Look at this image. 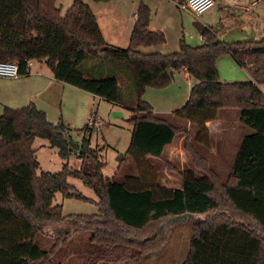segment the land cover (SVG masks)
I'll return each instance as SVG.
<instances>
[{
	"label": "trees",
	"instance_id": "obj_1",
	"mask_svg": "<svg viewBox=\"0 0 264 264\" xmlns=\"http://www.w3.org/2000/svg\"><path fill=\"white\" fill-rule=\"evenodd\" d=\"M107 2L110 0H92ZM179 3L181 0H173ZM264 1V0H263ZM151 11L140 1L125 48L105 42L90 7L73 0L62 15L56 0H0V62H16L20 75L28 74L29 61L43 62L53 78L93 94L131 112L129 146L119 158L120 168L134 165L137 175L122 180L102 173V148H92L86 134L92 128L71 130L62 120L50 122L33 104L4 108L0 116V264H62L60 248L73 232L64 230L49 250L34 238L42 227L71 222L74 232L90 238L83 264H137L163 251L173 219L188 214L205 218L193 224L188 252L182 264H264V37L224 43L218 27H200L201 45L183 38L178 51L143 53L140 48L163 45L165 35L148 29ZM230 56L250 76L244 83H221L216 60ZM104 58L91 77L79 69L86 61ZM116 67L126 63L134 85L133 103L125 100ZM170 72H184L196 83L183 107L173 112L178 120L196 128L195 142L207 144L206 123L219 111L238 110L241 125L251 130L238 149L226 182L222 183L207 158L188 142L187 126L178 127L152 113L141 100L146 88L169 86ZM71 132L82 134L75 154L80 167L66 163L58 172H40L32 145L45 140L68 160ZM193 170L182 172L181 187L169 189L158 181L154 162L165 160L177 136ZM78 179L95 194L97 215L63 216L53 204L56 193L88 202L67 179Z\"/></svg>",
	"mask_w": 264,
	"mask_h": 264
},
{
	"label": "rangeland",
	"instance_id": "obj_2",
	"mask_svg": "<svg viewBox=\"0 0 264 264\" xmlns=\"http://www.w3.org/2000/svg\"><path fill=\"white\" fill-rule=\"evenodd\" d=\"M81 1L84 2V0ZM133 1L134 3L137 1V7L140 1H142L143 4L145 3L143 0ZM146 1L150 4L152 12L156 13V22L159 24V27L165 31L166 42L158 47L140 48V51L143 53H151L153 51H161L163 53L176 52L178 51V42L181 38H183L189 46H200L201 38L199 31L200 27L203 26L202 23H205V21L211 23L212 27H218V38L224 32H229V34H234L235 36L236 33H232V29L236 28L244 31V34L240 35V37L248 36L247 33L251 32V30L264 31L263 0L259 3L261 6L259 11L256 10L255 13H244L241 9L230 8V11L234 14L232 17H228L226 13L224 14L221 11L226 6L219 1H216L211 9L198 17L190 15L178 8V6L176 7V5L172 3L173 0ZM72 2L73 0L56 1L57 5L60 6L62 15ZM112 2H116L117 5L113 8V12L107 14L105 17L114 15L117 21H120V25L127 29V26L129 27L133 24V13L136 12V9L133 10L134 12L130 11L132 0H113ZM229 2L234 5H248L251 0H229ZM98 14L100 15L101 12L98 11ZM244 16L245 19L240 18ZM124 33L125 32L122 31V36ZM226 37H228V35ZM231 41L235 42L236 40L233 38V40H230L227 43H231ZM122 42L123 41H121L120 38L117 43ZM100 60L105 62L104 58H101ZM115 64L116 63L107 64V67L118 69L119 77L122 81V90L125 94V100L128 101V103H133L135 99L134 85L130 79L128 65L122 63L123 65L116 67ZM216 67L218 70V76L221 80L226 79L230 81L234 79V75L227 63V59H225L223 55L222 57L220 56L217 58ZM195 83L196 81L193 78L184 77L183 72H176L170 86L161 88L163 90L146 88L141 100L153 105L158 111H169L170 114L162 115L163 118L170 121L175 126L186 127L188 123L175 118L173 112L180 109L185 104L190 89ZM121 108L122 109L108 106V108L97 109V115L98 117H101L103 121L98 128L92 129L93 138L91 142L92 148H102L100 154L105 164L102 170L103 175L109 179L115 178L117 180H122L127 176L137 175L134 165L130 164L124 167L122 166L121 168L119 165L120 156L125 154L129 146L132 129L131 123L129 122L131 112L124 107ZM219 113L220 116L224 118L225 122H223L222 125L218 122L217 125L210 130V133L208 132L209 141L205 145L199 143L198 146L196 145V128L193 125H189L187 128L189 129L190 134L188 142L197 146V150L207 158L209 167L217 174L220 182L224 183L226 182L233 165H230L229 167L227 160L226 162L223 161L221 155H219V148H226V157L230 158L233 153H237L239 145L243 139V134L236 124L237 115L239 114L238 110L225 109L219 111ZM120 114H123L124 117L122 118ZM108 125H110L111 128L108 127ZM239 125L242 130L247 129L246 126ZM222 128L232 129V131H230L232 136L231 134L227 136ZM184 141L185 139H183V136L179 134L174 144L171 146V150L170 147L167 149L165 160L154 162L158 181L162 187L169 189L180 188L182 181L179 174L187 170H193L197 178L203 177L202 172L194 170L190 158L185 154L183 150ZM32 148L35 150V155L39 162V173L58 172L61 170L64 163H67L68 166L72 168L77 169L79 167L80 160L75 155L78 151L74 153L75 150H72L69 159L62 160L58 156L56 149L50 147L45 140L39 138H35ZM67 182L76 189L77 193H80L89 199V201L83 202L73 198H64L61 194L56 193L53 204H59L62 206L63 216L97 215L98 208L95 203H93L97 201V198L92 190L86 187L78 179L68 178ZM204 218L205 216L203 214H188L173 219L174 226L168 235L163 251L159 254L146 257L140 264H182L188 252L192 226L194 223L201 221ZM75 227L77 226H74L69 221H66L63 224H50L43 226L42 231L34 238L33 242L42 250H49L56 240V231L59 230V228L73 232ZM89 238L90 234L87 232H73V235L68 237L67 241L61 246L59 258L57 257L54 261L56 263H65L63 260L71 251V253L76 256L70 258L65 264H82L83 260H79V256H81L82 259L83 255H86Z\"/></svg>",
	"mask_w": 264,
	"mask_h": 264
},
{
	"label": "crops",
	"instance_id": "obj_3",
	"mask_svg": "<svg viewBox=\"0 0 264 264\" xmlns=\"http://www.w3.org/2000/svg\"><path fill=\"white\" fill-rule=\"evenodd\" d=\"M112 1L113 0L96 3L93 2L92 0H84V2L90 7L93 14L95 15L98 27L101 31V34L105 42L112 46L125 48L128 46L129 36L135 18L132 19L133 24H131L129 27L127 26L126 29L124 26L120 25V21H117L114 15H110V17H105L107 14H111L113 12V8L115 7V5H117L116 2H112ZM143 1L145 2L144 4L148 6V8L151 11L148 29L152 32L160 31L164 34L165 33L164 29L159 27V24L156 22V13L152 12L150 4L146 0ZM216 1L222 2L223 5L226 6L221 11L224 14L226 13L228 17L234 16L232 11H230L231 9H241V11H243L244 13L247 12L255 13L256 10L259 11L261 7L259 3L262 2V0H251V2L248 5H234L230 3L229 0H214V5ZM136 2L134 3V1L132 0L130 11H133L135 9L137 11L138 7ZM172 3L175 4L177 7V2L172 1ZM57 6L60 8L59 5ZM98 11L101 12L100 15L98 14ZM135 14L136 12L133 13L134 16ZM240 18L245 19V16ZM202 25L204 27L212 26V24L208 23L207 21H205V23H202ZM232 30H233L232 33H236L235 36L234 34H229V32H224L222 35H220L219 40L224 43L233 40V38L236 41H245V40L258 41L264 37L263 30L260 31L251 30V32L247 33L248 36L246 37H240V35L244 34V31H242V29L236 28ZM122 31L125 32L123 36H122ZM227 35L228 37H226ZM217 37H218V33H217ZM120 38L121 41L123 42L117 43ZM242 38H248V39H242ZM151 53L169 54V53H163L161 51L158 52L153 51ZM223 57L227 59V63L232 70V74L234 75L233 77L234 79L230 81L226 79L221 80L219 77V81L221 83H244L251 81L249 74L243 68H241L230 56L223 55ZM100 61H101L100 59L86 61L82 66L79 67L78 70L82 72L84 77L90 78L92 76L91 72L93 68H95V66L98 65ZM183 75L186 78H191L184 72ZM260 89L264 93V86H261ZM30 104H33L36 108L43 111L45 113L46 118L50 122L57 123L59 120H62L71 130H81L85 127H89L92 129L98 128L102 124L103 119L101 117H98L97 109L99 110L100 108H108V106L116 107L119 109H122L121 107H123L115 103L107 102L104 99L97 97L93 94H90L76 87L55 80L51 75L50 70L45 65V63L35 62V61L29 67L28 74L26 75H19L17 78H12V79L0 78V116L2 115L4 108L19 109L26 107ZM150 106L152 108V113L155 115L162 116L165 114H170L169 111H158L155 107H153V105L150 104ZM120 115L122 118L124 117L123 114ZM218 122H220V125H222L223 122H225L224 118L220 116V113L215 121L206 123V127L209 133L210 130L214 128V126H216ZM236 124L239 127V129H241L242 131L241 133L243 134V139L251 134V130L245 128H243L245 130H242V128H240L238 115H237ZM189 125L190 124L188 123L187 127H189ZM108 127L111 128L110 125H108ZM222 129L227 136L231 134L230 131H232V129H225V128ZM82 136H83L82 134H76L71 132L69 142H71L72 144H76L77 146H80V141ZM85 136L89 137L91 143L93 138L92 132L90 134H86ZM70 148L72 151L73 150L72 147ZM171 148L172 147H170V150ZM77 151H75L74 153H76ZM226 153H227L226 148L223 149L219 148V155H221L223 161L226 162L227 160L228 166L230 167V165H233L237 153L236 154L233 153L230 158L226 157ZM79 167H80V163H79ZM62 231H64V229L59 228V230H57L56 233L58 234ZM67 255L68 256H66L65 259L63 260L65 263H67L70 258L76 256L73 255L71 251ZM79 257H78L79 260L84 259L83 258L84 255L82 259L81 256Z\"/></svg>",
	"mask_w": 264,
	"mask_h": 264
},
{
	"label": "built area",
	"instance_id": "obj_4",
	"mask_svg": "<svg viewBox=\"0 0 264 264\" xmlns=\"http://www.w3.org/2000/svg\"><path fill=\"white\" fill-rule=\"evenodd\" d=\"M178 8L189 13L194 17H198L214 6V0H181L177 3ZM136 17V14L134 18ZM34 61H29L27 67L32 65ZM18 65L16 62H0V78L12 79L19 76Z\"/></svg>",
	"mask_w": 264,
	"mask_h": 264
},
{
	"label": "water",
	"instance_id": "obj_5",
	"mask_svg": "<svg viewBox=\"0 0 264 264\" xmlns=\"http://www.w3.org/2000/svg\"><path fill=\"white\" fill-rule=\"evenodd\" d=\"M170 76L173 77V73L170 72ZM69 147H72L73 150L77 151L80 146H77L76 144H72L71 142L68 141Z\"/></svg>",
	"mask_w": 264,
	"mask_h": 264
}]
</instances>
